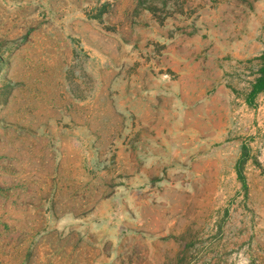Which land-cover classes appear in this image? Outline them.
Returning a JSON list of instances; mask_svg holds the SVG:
<instances>
[{
  "label": "rangeland",
  "instance_id": "rangeland-1",
  "mask_svg": "<svg viewBox=\"0 0 264 264\" xmlns=\"http://www.w3.org/2000/svg\"><path fill=\"white\" fill-rule=\"evenodd\" d=\"M264 0H0V264H264Z\"/></svg>",
  "mask_w": 264,
  "mask_h": 264
},
{
  "label": "trees",
  "instance_id": "trees-1",
  "mask_svg": "<svg viewBox=\"0 0 264 264\" xmlns=\"http://www.w3.org/2000/svg\"><path fill=\"white\" fill-rule=\"evenodd\" d=\"M264 59V55H263ZM264 88V60H263V67L261 69V75L256 79L255 83L253 84V88L250 92V94H254L258 90H261Z\"/></svg>",
  "mask_w": 264,
  "mask_h": 264
}]
</instances>
